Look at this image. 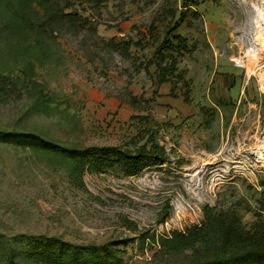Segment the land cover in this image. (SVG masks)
Here are the masks:
<instances>
[{"label":"rangeland","instance_id":"1","mask_svg":"<svg viewBox=\"0 0 264 264\" xmlns=\"http://www.w3.org/2000/svg\"><path fill=\"white\" fill-rule=\"evenodd\" d=\"M53 4L0 0V264H51L40 255L58 241L81 264L236 251L205 213L245 231L264 221V66L232 61L247 60L264 0ZM154 145L164 164L135 176L65 151Z\"/></svg>","mask_w":264,"mask_h":264},{"label":"trees","instance_id":"2","mask_svg":"<svg viewBox=\"0 0 264 264\" xmlns=\"http://www.w3.org/2000/svg\"><path fill=\"white\" fill-rule=\"evenodd\" d=\"M30 3L38 2L40 10L48 12L54 8L53 0H26ZM25 3V2H24ZM27 4V2L25 3ZM60 16L56 13L54 17ZM60 18V17H59ZM111 44L117 49L128 50L127 44L120 45L111 40ZM166 71V68H161ZM6 134L0 132V135ZM20 138L27 140L36 138L26 134L19 135ZM42 143H46L40 141ZM47 144V143H46ZM72 160L80 161L82 165L91 172H104L116 166L123 169L128 176H135L143 169L150 166L160 167L164 164L165 151L159 145H154L151 149H140L136 153L122 150L113 146H90L83 149L68 148L65 150ZM205 226H218L222 236L223 248L233 242L239 247L231 253L216 254L200 264H264V221H260L253 231H245L236 223L233 218L216 219L207 210ZM196 229V227H195ZM174 235L185 237L181 233L173 232ZM55 251L43 252L40 256L47 258L51 264H81L82 256L77 252L65 251L70 244L59 242ZM105 254L110 255L109 250H104ZM9 264H16L10 262Z\"/></svg>","mask_w":264,"mask_h":264},{"label":"bare ground","instance_id":"3","mask_svg":"<svg viewBox=\"0 0 264 264\" xmlns=\"http://www.w3.org/2000/svg\"><path fill=\"white\" fill-rule=\"evenodd\" d=\"M253 23H254V27H253L254 33H253V37L251 38V40L249 39L250 40L249 43H251V44L249 45V47H248V45H246L247 49L244 48L246 50L245 51L246 52L245 57L247 58V60L244 61L243 58H237V59L233 58V60H232L233 62H236L238 66L246 68L249 73H253L254 70L262 69V67L264 66V17L260 16V15L255 17V18L253 17ZM241 30H242V28H241ZM243 30H245V29H243ZM243 30H242V32H243ZM249 30H250V28H249ZM251 30H252V28H251ZM240 35H241V33H240ZM233 38H235V37H233ZM244 39H246V34H245ZM246 58H244V59H246ZM260 76L262 77V79H261L262 88H264V73H261Z\"/></svg>","mask_w":264,"mask_h":264}]
</instances>
